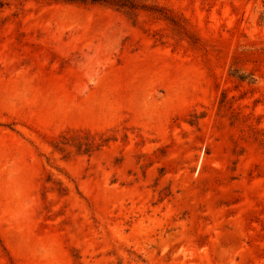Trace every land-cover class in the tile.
<instances>
[{"label": "rangeland", "instance_id": "rangeland-1", "mask_svg": "<svg viewBox=\"0 0 264 264\" xmlns=\"http://www.w3.org/2000/svg\"><path fill=\"white\" fill-rule=\"evenodd\" d=\"M137 1L0 0V264H264V0Z\"/></svg>", "mask_w": 264, "mask_h": 264}, {"label": "trees", "instance_id": "trees-1", "mask_svg": "<svg viewBox=\"0 0 264 264\" xmlns=\"http://www.w3.org/2000/svg\"><path fill=\"white\" fill-rule=\"evenodd\" d=\"M80 4H105L119 9L133 10L143 7L137 0H60Z\"/></svg>", "mask_w": 264, "mask_h": 264}, {"label": "bare ground", "instance_id": "bare-ground-1", "mask_svg": "<svg viewBox=\"0 0 264 264\" xmlns=\"http://www.w3.org/2000/svg\"><path fill=\"white\" fill-rule=\"evenodd\" d=\"M76 109H78V106L76 107ZM79 110H80V109H79ZM79 110H78V111H79Z\"/></svg>", "mask_w": 264, "mask_h": 264}]
</instances>
